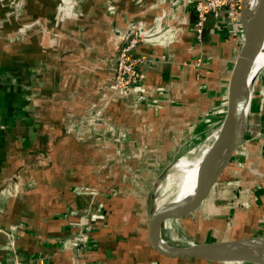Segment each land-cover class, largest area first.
<instances>
[{
    "label": "crops",
    "instance_id": "1",
    "mask_svg": "<svg viewBox=\"0 0 264 264\" xmlns=\"http://www.w3.org/2000/svg\"><path fill=\"white\" fill-rule=\"evenodd\" d=\"M54 1L49 15H17V29L0 15V264H248L157 254L148 242L154 210L148 217L144 201L190 133L221 123L243 44L240 5L233 21L224 11L207 16L198 38L201 0ZM135 25L148 31L134 52L141 79L120 96L116 53ZM262 68L243 140L219 181L193 221L161 236L186 233L187 245L264 241Z\"/></svg>",
    "mask_w": 264,
    "mask_h": 264
},
{
    "label": "water",
    "instance_id": "2",
    "mask_svg": "<svg viewBox=\"0 0 264 264\" xmlns=\"http://www.w3.org/2000/svg\"><path fill=\"white\" fill-rule=\"evenodd\" d=\"M245 1L240 2V16L243 30V44L233 64L227 84L226 98L221 115L217 138L200 163V178L204 188L198 192L197 207L187 212L193 203L170 201L165 207L156 208L149 219L148 242L159 255L168 258L198 259L216 263L239 262L264 264V241L259 239L232 243L197 244L175 246L164 242L162 232L168 227H182L187 220H194L199 207L208 199L212 188L219 181L230 156L239 144L237 133L241 115L247 112L253 84L250 86L245 74L253 59L264 44V0H257L252 14L246 12ZM206 180H208L206 184ZM200 198V199H199ZM186 202V201H185Z\"/></svg>",
    "mask_w": 264,
    "mask_h": 264
},
{
    "label": "rangeland",
    "instance_id": "3",
    "mask_svg": "<svg viewBox=\"0 0 264 264\" xmlns=\"http://www.w3.org/2000/svg\"><path fill=\"white\" fill-rule=\"evenodd\" d=\"M23 2L24 1H22V0H7L3 6V10H1V8H0V15H9L10 22L7 23V26L10 23V25L11 24L14 25L15 28L17 29L19 25L23 24L17 15H32L33 13L35 15H45V14L49 15L51 12L55 11V7L58 4L54 0H47V3L44 0L40 4H34L33 2H30V3H23ZM4 24H6V23H4ZM0 25H1V21H0ZM29 27L33 28V25H30ZM15 41H16V37L10 39L9 43H13ZM263 68H264V64H263ZM263 68H262V70H263ZM113 91H114V89H113ZM114 93H115V91H114ZM117 95H119V94H117ZM126 95H127V93H126ZM120 96H122V95H120ZM207 120H208V118H207ZM219 128H220V123L212 124L211 126H204V128L202 129V132L190 133L191 135L186 142L185 149L184 150L180 149V150H182L180 152V155H179L180 159H173V157H171L169 162L163 166L162 170L160 169L157 174L155 173L156 178H154L155 180H153L152 186L150 187L149 192H148V194L144 200L146 202L145 208L147 209L146 215L148 217H149V212H152L156 208H159L164 202L169 203L170 198H172L170 196L171 195L173 196L175 188H176L177 184L179 183L180 176H181V172L178 169H176L177 163L183 159L191 160L193 158H196L201 153V151L203 150V146H210L211 147V145L213 144V141H214L213 135ZM197 136H198V140L201 139L198 147L195 144V143H197V140L195 141V143L193 142L194 138L196 139ZM99 137L102 140H106L101 135ZM127 151H129V150L127 149ZM99 154H100V152L97 155H99ZM192 164H195V163H192ZM119 166L123 169V171H126V173H128L127 172L129 170L128 164L124 165V163H122ZM141 166L142 165H139L138 167H141ZM130 167H131V165H130ZM147 167H148L147 169L152 170V168H151L152 166H147ZM155 167H156V165H155ZM126 168H128V169H126ZM112 170L113 169H110V171H112ZM155 172H156V169H155ZM148 174L150 175V177H152L151 173H148ZM145 182H147V179H142L141 181H139L138 184L143 185L142 183H145ZM148 225H149V221H148ZM161 237L164 240V242L171 244V245H175V246H179V247L187 245V239L186 238H188V234H186V233L180 234L178 236L173 235V237H170L167 234H165V236H161Z\"/></svg>",
    "mask_w": 264,
    "mask_h": 264
},
{
    "label": "built area",
    "instance_id": "4",
    "mask_svg": "<svg viewBox=\"0 0 264 264\" xmlns=\"http://www.w3.org/2000/svg\"><path fill=\"white\" fill-rule=\"evenodd\" d=\"M7 1V0H6ZM5 0H0V6L3 7ZM241 0H201L194 3V12L197 16V23L195 32L200 38L203 25L207 16L218 18L224 11L230 21H233ZM9 19V15H5V23ZM2 23V22H1ZM34 27V24H31ZM32 28V27H31ZM147 30L141 25H135L125 35L121 45L116 53L115 70L113 79V89L115 93L124 95L127 93L132 85L139 82L140 66L143 60L134 56V52L139 45H141ZM13 264H24L15 261Z\"/></svg>",
    "mask_w": 264,
    "mask_h": 264
},
{
    "label": "bare ground",
    "instance_id": "5",
    "mask_svg": "<svg viewBox=\"0 0 264 264\" xmlns=\"http://www.w3.org/2000/svg\"><path fill=\"white\" fill-rule=\"evenodd\" d=\"M245 6H246V12L249 14H252V12L255 10L257 0H244ZM264 64V44L259 52V54L253 59L251 62V65L247 71V74H245V78L248 77V85L250 86L252 80L255 78V74H258L257 72L260 71ZM246 112H244L241 115V119L239 122L237 133V139L239 141L243 140L242 135L239 137L238 133L240 131V128L243 124V120L245 117ZM242 132V129L240 133ZM209 152V151H208ZM206 156V155H205ZM202 161V160H201ZM200 162L196 164L188 165L183 173L180 176L179 183L177 184L173 196L171 195L170 201H174L176 203H189L188 206L193 203L197 199L198 192H200L204 188V180L200 178ZM208 180H206L207 184ZM172 193V192H171ZM200 199V198H199ZM169 201V202H170ZM186 201V202H185ZM199 201H195L194 204L188 208L187 212L193 209ZM168 203H163L160 207H165Z\"/></svg>",
    "mask_w": 264,
    "mask_h": 264
}]
</instances>
